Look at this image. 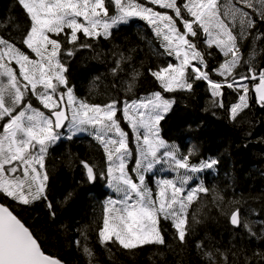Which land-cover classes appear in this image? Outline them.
Listing matches in <instances>:
<instances>
[{
	"label": "snow or ice",
	"instance_id": "snow-or-ice-1",
	"mask_svg": "<svg viewBox=\"0 0 264 264\" xmlns=\"http://www.w3.org/2000/svg\"><path fill=\"white\" fill-rule=\"evenodd\" d=\"M16 2L28 23L19 39L0 36V121H4L0 124V195L25 206L43 201L50 217L55 218V207L48 200L46 191L49 174L45 156L48 148L61 139L58 130L64 128L67 121L71 133L68 139L77 132L92 129L91 134L103 145L106 170L97 172L88 161H80L87 181L104 178L108 186L120 194L119 199L109 198L104 205L102 227L98 229L99 243L109 252L110 244H118L125 250L165 245L162 220L170 222L175 230L174 238L184 243L191 230L188 208L198 199L199 193L209 191L202 184L185 191V185L193 179L189 173L212 169L218 160L210 157L199 165L192 164L190 158L196 154L195 146L187 154H181L176 145L161 137L160 123L172 111L175 100L155 91L146 98L133 99L130 103L123 101V116L135 134L138 152L135 168L131 170L135 173L133 177L127 169V160L132 156L128 134L122 130L117 118V104L121 102L112 100L101 105L78 99L68 84V67L62 56H74L77 47H91V44L78 43L81 39L78 34L90 39L101 36L107 39L116 25L139 18L146 21L161 40L163 52L158 55L174 57L177 61L148 69L163 92H191L195 81H206L213 97L221 96L224 87L242 91L239 103L230 109L235 119L249 106V86L245 81L258 79L254 92L264 107V69L257 73L256 68L245 61L248 74L236 72L243 59L240 41L251 34L249 30L255 29L258 21L264 22V0H237L242 7L233 3L223 12L218 0H186L182 5H178L177 0H148L151 5L172 10L176 19L139 0H110L114 8L111 15L106 0ZM182 9L191 19L182 14ZM245 9H251L255 16ZM177 19L183 30L177 27ZM198 29L204 33L207 46H215L225 58L217 69L212 70L224 77L223 82L211 78L206 70L204 53L189 38L198 37ZM261 37L264 33H258L253 42ZM126 59L121 54V60ZM121 60L112 69L114 74L122 71ZM140 75L138 69L133 70L126 91L133 90ZM61 87L67 91H59ZM29 94L35 96L50 115L33 107L26 100ZM219 106L224 105L220 103ZM161 164L169 165L177 178L160 179L158 191L153 193L145 183V173ZM218 199L231 226L244 227L250 235H255L249 222L242 218L240 207L225 208L222 198ZM192 222H198L194 216ZM75 243L81 246L80 240ZM197 248L202 245L198 243ZM82 250L89 264H93V251L87 246ZM203 255L209 258V264H220L212 260L215 253L206 251ZM219 255L223 264H229L225 254ZM0 264L66 262L47 253L30 227L9 206L0 203Z\"/></svg>",
	"mask_w": 264,
	"mask_h": 264
},
{
	"label": "trees",
	"instance_id": "trees-1",
	"mask_svg": "<svg viewBox=\"0 0 264 264\" xmlns=\"http://www.w3.org/2000/svg\"><path fill=\"white\" fill-rule=\"evenodd\" d=\"M223 1L218 0L219 6ZM184 2L186 0H177L178 5ZM106 4L109 14H113L110 0H106ZM153 9L159 11L157 7ZM182 14L191 19L183 9ZM170 15L176 19L174 12ZM176 22L183 30L180 21ZM27 23L16 0H0V36L19 39ZM249 31L251 34L240 41L243 59L237 73L248 74L245 61H249L257 73L264 69V37L253 42L258 33H264V22L258 21L256 28ZM78 35L81 37L78 43L91 44V47H77L74 56H62L68 67V84L78 99L101 105L120 101L117 118L122 130L131 137L123 120V101L130 103L161 91L175 100L172 111L160 123L161 137L176 145L181 154H187L195 146L196 154L190 158L192 164L199 165L210 157L218 160L214 168L201 171L203 185L209 191L199 195L189 207L191 230L182 244L174 238L175 230L171 225L162 224L165 245L125 250L118 244H110L111 252L103 247L99 243L98 229L102 227L104 216L103 201L109 195L106 179L98 177L93 183L87 181L80 161H88L100 172L106 170L107 160L102 146L88 137L62 138L48 149L46 191L55 207L54 219L43 201L25 206L0 195V203L9 206L30 227L47 253L66 264H89L83 246L93 251V264H209V258L203 255L206 251L215 253L212 260L220 264H223L220 253L227 256L229 264H264V107L257 105L252 93L258 79L246 82L249 106L232 119L231 106L239 102L242 91L224 87L221 96L213 97L206 81H195L191 92H163L148 69L177 61L174 57L158 55L163 52L161 40L146 21L138 19L120 26L112 30L107 39ZM189 38L204 53L211 78L223 82L224 77L212 71L224 61L223 54L215 46H207L202 30L198 29V37ZM121 54L127 59L121 60ZM118 60H121L122 71L114 74L112 69ZM134 69L141 75L128 92L127 82ZM231 80L229 77V82ZM59 91L67 89L61 87ZM30 101L33 107L50 115L39 102ZM220 103L224 106L220 107ZM218 198H222L225 208L240 207L242 218L249 222L255 235H250L244 227L231 226ZM193 216L198 221L195 224ZM76 240L81 241L80 247ZM198 243L202 248H197Z\"/></svg>",
	"mask_w": 264,
	"mask_h": 264
},
{
	"label": "rangeland",
	"instance_id": "rangeland-1",
	"mask_svg": "<svg viewBox=\"0 0 264 264\" xmlns=\"http://www.w3.org/2000/svg\"><path fill=\"white\" fill-rule=\"evenodd\" d=\"M139 2L144 3L145 6H149V7H157V9H158L160 12H167L169 15H170V12L172 11V10H169V9H161V8H159L158 5H151V4L148 2V0H139ZM233 3H236L237 6L242 7V5H239V4L237 3V0H224L223 3H222V5L220 6L221 11L223 12V10H224L225 8H227L230 4H233ZM257 6H258V5H257ZM113 10H114V8H113ZM154 10H155V9H154ZM245 10H247V11L250 10V11L252 12L251 9H245ZM156 11H157V10H156ZM109 13H110V12H109ZM138 19H139V18H134V19H131L128 23L116 25L114 28L111 29V31L114 30V29H117V28L120 27V26L128 25L131 21H135V20H138ZM101 37H103V36H101ZM33 58H34V54H33ZM29 95H30V96H29V99H28L29 101H30L31 99H34V100H36L37 102H39L35 96H33V95H31V94H29ZM30 102H31V101H30ZM238 103H239V102H238ZM46 110L49 111L48 109H46ZM243 110H244V109H243ZM243 110H242V111H243ZM44 113H45V112H44ZM240 113H241V112H239L238 115H239ZM45 115H47V114L45 113ZM68 115L70 116L71 113L69 112ZM231 117H232V115H231ZM232 119H233V118H232ZM123 120H124V122L126 123V125L128 126L129 131H130V134H131V137L128 136V139H129V148H130L131 151H132V156H131L130 158H128V160H127V169L129 170V174L132 175L133 177H135V173H134L133 171H131L132 169L135 168V162H136V159H138V152H137V150H136V139H135V134L132 132L131 126L128 124V122H127L124 118H123ZM2 123H3V121H0V124H2ZM92 131H93L92 129H89L88 131L77 132L75 135H72V138H71V139H73V138L88 137V138L94 139L98 144H100V143L95 139L94 135L91 134ZM141 132H143V129H141ZM66 133H67V134H66L64 137H65V138H68V136L71 135V133H70V131H69L68 128H67V130H66ZM100 145H101V144H100ZM101 146H102V148H103V145H101ZM50 147H51V146H50ZM50 147H49V148H50ZM49 148H48V149H49ZM47 153H48V152H47ZM46 155H47V154H46ZM45 157H46V156H45ZM106 160H107V158H106ZM180 171L183 172V170H180ZM200 174H201V172H198V173H189V175H191V176L193 177V179L189 181L188 185H185V191H187L188 188H195V187H197L198 185H201V184L203 185V181H202V178L200 177ZM145 176H146V181H145V183H146V185L152 190L153 193H155V192L158 191V187H157V185H158V181H159L160 179H162V178H163V179H175V178H177V174L174 173V172L170 169L169 165H167V164H161V165H156V166H154L152 172H150V173H145ZM203 186H204V185H203ZM106 188H107L108 193H109V196H108L107 200H108L109 198H111V199H119V198H120V194H117L112 188H110V187L108 186V184L106 185ZM201 194H203V193H199V194H198V197H199V195H201ZM107 200H106V201H107ZM188 210H189V208H188ZM162 224L171 225L169 221H164V220L161 221V225H162Z\"/></svg>",
	"mask_w": 264,
	"mask_h": 264
},
{
	"label": "water",
	"instance_id": "water-1",
	"mask_svg": "<svg viewBox=\"0 0 264 264\" xmlns=\"http://www.w3.org/2000/svg\"><path fill=\"white\" fill-rule=\"evenodd\" d=\"M252 92H253V95L255 96V99H256V95H255V92H254V88H253V91H252ZM256 102H257V105H258V106H261L260 103L257 101V99H256ZM66 123H67V121L65 122V126H66ZM64 128H65V127H64ZM64 128H62V129H60V130H58V131L61 132V131L64 130ZM234 228H236V227H234Z\"/></svg>",
	"mask_w": 264,
	"mask_h": 264
},
{
	"label": "bare ground",
	"instance_id": "bare-ground-1",
	"mask_svg": "<svg viewBox=\"0 0 264 264\" xmlns=\"http://www.w3.org/2000/svg\"><path fill=\"white\" fill-rule=\"evenodd\" d=\"M107 198H108V196L106 195L105 198H104V201H103V209H104V205L106 203Z\"/></svg>",
	"mask_w": 264,
	"mask_h": 264
}]
</instances>
